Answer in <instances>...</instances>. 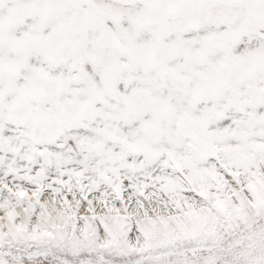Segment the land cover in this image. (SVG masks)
I'll return each instance as SVG.
<instances>
[{
    "label": "snow or ice",
    "instance_id": "snow-or-ice-1",
    "mask_svg": "<svg viewBox=\"0 0 264 264\" xmlns=\"http://www.w3.org/2000/svg\"><path fill=\"white\" fill-rule=\"evenodd\" d=\"M0 264H264V0H0Z\"/></svg>",
    "mask_w": 264,
    "mask_h": 264
}]
</instances>
